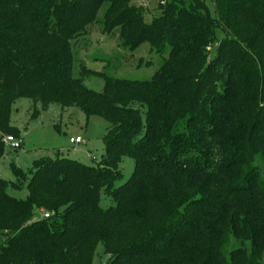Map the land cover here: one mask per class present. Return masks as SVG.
<instances>
[{
	"label": "trees",
	"instance_id": "trees-1",
	"mask_svg": "<svg viewBox=\"0 0 264 264\" xmlns=\"http://www.w3.org/2000/svg\"><path fill=\"white\" fill-rule=\"evenodd\" d=\"M211 2L215 17L206 0H167L147 22L133 0H0V159L6 136L22 139L20 98L33 119L58 103L109 125L96 166L12 165L24 200L0 178V264H93L100 243L106 264H264V0ZM95 24L168 58L150 80L83 64L76 77L74 45ZM124 158L135 170L118 185Z\"/></svg>",
	"mask_w": 264,
	"mask_h": 264
},
{
	"label": "rangeland",
	"instance_id": "rangeland-1",
	"mask_svg": "<svg viewBox=\"0 0 264 264\" xmlns=\"http://www.w3.org/2000/svg\"><path fill=\"white\" fill-rule=\"evenodd\" d=\"M160 2L161 0H133V4L144 6L149 10L145 14L147 22H151L158 15L157 9ZM206 4L211 15L215 17L211 0H206ZM99 17H103V11ZM101 29L100 24H95L87 35L81 37L74 45L76 54L74 75L76 77H81L83 64L89 70L112 78L150 80L168 58V52L158 54L151 50L149 44H143L135 50L124 49L121 47L118 32L103 34ZM83 81L92 91L104 90L103 77L86 75ZM34 107V102L28 98H20L13 103L11 124L20 130L23 145L19 150H14L7 145L4 158L0 159V178L18 184L19 188L10 186L7 192L11 197L19 200H24L28 196L27 183L17 179L12 165L26 174L32 168L34 161L41 158H69L88 166H96L104 155V138L109 128L108 123L101 117L88 118L78 108H62L58 103H53L47 111H42L38 105L40 115L33 119ZM76 137H80L82 143L70 142L71 138ZM119 168L124 178L118 182V185L126 183L131 178L135 170V160L124 158ZM101 205L104 209H108L115 204L109 196L102 194ZM39 217L40 214H36V218ZM2 242L0 241V245ZM240 244L238 242L233 247H239ZM107 259L104 244L100 243L93 264H106Z\"/></svg>",
	"mask_w": 264,
	"mask_h": 264
},
{
	"label": "built area",
	"instance_id": "built-area-1",
	"mask_svg": "<svg viewBox=\"0 0 264 264\" xmlns=\"http://www.w3.org/2000/svg\"><path fill=\"white\" fill-rule=\"evenodd\" d=\"M166 0H161V4L164 5ZM70 142L72 144H80L82 143V139L80 137L71 138ZM4 143L7 146H10L12 149L17 150L20 149L23 141L22 139L15 138L13 136H6L4 138ZM50 217L49 213H43V218L48 219Z\"/></svg>",
	"mask_w": 264,
	"mask_h": 264
}]
</instances>
